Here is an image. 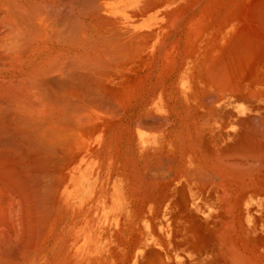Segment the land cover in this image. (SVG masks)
Listing matches in <instances>:
<instances>
[{"label": "bare ground", "instance_id": "obj_1", "mask_svg": "<svg viewBox=\"0 0 264 264\" xmlns=\"http://www.w3.org/2000/svg\"><path fill=\"white\" fill-rule=\"evenodd\" d=\"M0 2V264L99 252L82 223L101 222L111 170L141 219L115 218L118 264H165L141 237L165 213L176 264H264V0ZM231 45L258 72L235 91ZM177 66L195 70L180 97L165 85Z\"/></svg>", "mask_w": 264, "mask_h": 264}, {"label": "rangeland", "instance_id": "obj_2", "mask_svg": "<svg viewBox=\"0 0 264 264\" xmlns=\"http://www.w3.org/2000/svg\"><path fill=\"white\" fill-rule=\"evenodd\" d=\"M2 3H4V2H2ZM0 4H1V2H0ZM237 5H238V3H236L234 6H232V10L234 9V7H237ZM39 12V11H38ZM36 14H39V15H41L42 13L40 12V13H37V12H35ZM36 16H38V15H36ZM39 17V16H38ZM37 17V18H38ZM36 18V19H37ZM244 28V27H243ZM245 29V28H244ZM232 47H231V49H230V53H229V56H234L233 58L231 57V65H230V68H229V66L228 67H226V70H228L227 72H229L230 74L228 75L227 74V88L229 87V85H233V86H235V84H238L239 86H243V88H245V83H244V78L245 79H249L253 74H256V73H258V72H256V66H249V65H245V62H244V59H243V65L242 66H240V68L238 69V67H239V65H238V62H239V51H238V49L236 48V46H234V45H231ZM228 47V46H227ZM232 48L233 49H235L236 48V50H234V51H232ZM222 48H220L219 50H215V48H214V54H215V61L217 60L218 61V59L221 61L220 62V66L222 67V70H224L223 68H224V66H223V62H222V54H223V50H221ZM219 51V52H218ZM217 52V53H216ZM222 52V53H221ZM233 55H232V54ZM220 55H222V56H220ZM246 55V54H245ZM221 57V58H220ZM222 59V60H221ZM222 63V64H221ZM233 63H236V64H233ZM211 66V65H210ZM209 66V67H210ZM220 66L218 67L219 68V70L221 71V69H220ZM209 67H208V69H209ZM214 67V66H213ZM213 67L211 66L210 67V69H209V71L210 72H212V79L216 82H214V89L213 90H211V91H214L215 89V91H214V95H215V93H216V96H217V90L218 91H221V90H227V88H220L221 86H219V87H217L215 84H217V83H220L221 82V80H222V75H223V73H221L219 70H218V68L216 67H214V73H213ZM233 68V69H232ZM176 69H178V70H176ZM174 71V75H175V73L178 71V73H177V75L178 76H174L173 74V76H170V77H168V79L169 80H171L170 81V83H168V84H165L166 86H169V90L170 91H173L174 93H176V92H180L181 91V93L180 94H178V96L180 97L181 95H182V92H188V93H190V92H192L193 90H194V88H195V83L193 82V78H192V74H193V72H195V70L192 68V66H191V71L190 70H187V69H185L182 73H181V68H180V66H177V68H176ZM190 69V68H189ZM229 69H230V71H229ZM234 69H235V71H234ZM249 69V70H248ZM217 70H218V73H217ZM239 70H241V71H239ZM216 71V72H215ZM262 73L264 74V69L262 68ZM187 72V73H186ZM210 72H208L209 74H210ZM219 72H220V76H216L215 77V75H219ZM226 72V71H225ZM234 74H233V73ZM244 72V73H243ZM181 73V74H180ZM205 73V72H204ZM215 74V75H214ZM238 74V76H236ZM184 75V76H183ZM188 75V76H187ZM211 75V74H210ZM228 76L230 77V78H228ZM232 76V77H231ZM172 77V78H171ZM177 77V78H176ZM215 77V78H214ZM221 79H220V78ZM263 77V79H264V75L262 76ZM218 78H219V80H218ZM224 79V78H223ZM225 80V79H224ZM228 80H230V81H228ZM176 81V82H175ZM226 81V80H225ZM229 82H231V83H229ZM238 82V83H237ZM172 84V85H171ZM174 85V86H173ZM248 85V84H247ZM200 86H205L203 83H200ZM223 87V86H222ZM237 87V88H236ZM236 87H232L231 86V88L229 87V89L227 90V91H229V90H232V91H235V90H238V86H236ZM242 88V87H241ZM221 89V90H220ZM168 90V91H169ZM262 91L264 92V83H263V85H262ZM214 95H212V100L210 99L209 101L211 102V104H210V102H209V104H210V106H215V107H221V106H224V100L221 98H213L214 97ZM189 97H188V100L190 99V95H188ZM235 97H237V96H235ZM210 98H211V96H210ZM177 99H180V98H177ZM215 99V100H214ZM218 100V101H217ZM213 101H215V102H213ZM228 101V100H227ZM186 103H189V101H185ZM204 103L205 105H207V103H206V101H203V100H200V103ZM200 103H199V105H200ZM227 103V102H226ZM161 150H163V149H161ZM164 152H166L167 151V149L165 148L164 150H163ZM115 167H116V171L118 170V164H116L115 165ZM105 169H109L110 170V168L109 167H106ZM112 171V172H111ZM111 171H109L108 172V174H105V171H103V174H101V176H100V181H101V184H102V182H103V179H104V186H106V184L107 183H109V185H110V187L112 188V191L114 192V194H113V196H112V201L110 202V203H106V201H107V199H106V197H104L101 201H98L99 202V205H100V210L97 212V214L100 216V218H101V222L100 223H98L97 224V226H95V227H93V226H90V225H87V222H86V224L85 223H82V227L85 229V226H86V228H88L87 230H84V231H86V232H90V234H91V236H92V238L93 239H95V240H99L100 242H101V240L104 238V240L101 242V244L99 245L100 247L99 248H97L98 250H99V252H97V253H91L90 255L86 252V250L85 249H82V251L84 252V254H83V257H82V264L84 263V264H91V263H93V264H118L119 262H118V260L115 258V255H114V249L115 248H117V249H119V250H121V249H123L122 248V246H121V242H119V241H117V236L116 235H112L113 233V231H116L117 230V226H118V222L114 225V226H112V224H113V222H114V220H115V218L116 217H119V218H121L122 220L120 221V224H121V226H122V228L124 229V230H136L137 228L135 227L138 223H140L141 222V219L140 218H137L136 219V221H132V219L130 218V216H129V213L130 212H127V211H123V213H125L124 215H122V214H120L119 213V216H115L114 215V213L116 214L118 211H120L121 210V208L125 205V200H126V198H127V196L126 195H124V194H122L121 193V191H120V188H119V186H120V184L121 183H123V181H122V178H119V176L118 175H115V171H113V170H111ZM124 181H126V179L124 180ZM80 183H82V182H80ZM123 185V184H122ZM82 184L81 185H79V187L74 191V194H76L77 195V191H78V189H80V199H82ZM86 194H84L85 195V198H87L86 200H85V202H87V201H89L88 199L89 198H95V196H96V194H97V192L95 193L94 192V195H93V189H91V186H88L87 188H86ZM124 192L125 193H127V190H126V188H125V185H124ZM105 200V201H104ZM131 200V199H130ZM93 201V200H92ZM85 202H83V203H85ZM94 202V201H93ZM92 202V203H93ZM133 205V204H132ZM90 206H94V204H90ZM94 211V210H93ZM110 215V216H109ZM122 217H121V216ZM164 216H165V218H164ZM161 219H165L166 220V224H161V226L163 227H160V221H158L157 223H155V225H153V226H155V227H158V229H159V231H162V229H163V231H164V233L163 234H155V232H154V230H152L153 228H151L152 226H144L143 228H142V230H144V229H146L147 228V232H146V234L144 235V233L142 232V238L145 240V245H146V248L148 247V248H153V249H157V251H159L160 253H161V257H164V258H162L163 260H165L164 262H165V264H176L177 262H178V255L177 254H173V253H171L172 251H170V249H169V246H168V241L166 240L168 237H169V235H168V229L170 228V227H173V223H171V222H169L168 221V219H167V217H166V213H165V215H163L162 217H161ZM125 223H129V224H134V225H132V226H126L125 225ZM76 224H77V222H76ZM107 224V225H106ZM148 224V223H147ZM172 225V226H171ZM111 226V227H110ZM111 234V235H110ZM160 236V237H159ZM148 237V238H147ZM113 238V239H112ZM151 238H154V239H151ZM83 239V238H82ZM84 240H86L87 242H88V239H84ZM154 240V241H153ZM115 242V243H114ZM120 244V245H119ZM164 255V256H163ZM96 258V259H95ZM96 261V262H95Z\"/></svg>", "mask_w": 264, "mask_h": 264}, {"label": "crops", "instance_id": "obj_3", "mask_svg": "<svg viewBox=\"0 0 264 264\" xmlns=\"http://www.w3.org/2000/svg\"><path fill=\"white\" fill-rule=\"evenodd\" d=\"M132 183H134V182H132ZM123 183H121L120 184V186H119V188H120V191H121V193L122 194H124V195H128L127 196V198H126V200H125V205L121 208V210L120 211H118L116 214L114 213V215L115 216H119V213L120 214H122V215H124L125 213H123V211L125 212V211H127V212H131V211H133V209L135 208V206L134 205H132L134 202H132V200L133 201H135L134 200V198H132V197H130L131 196V194H130V192L128 193H125L124 192V184L122 185ZM131 199V200H130ZM160 216V215H159ZM155 220L157 219V217H155L154 218ZM134 221V220H133ZM160 227H162L161 226V224H166V220L165 219H161V217H160ZM125 225L126 226H132L133 225V223L132 224H129V223H125ZM163 228V227H162ZM164 233V231H163V229H162V231H161V234H163ZM151 239H154V238H151ZM154 241V240H153Z\"/></svg>", "mask_w": 264, "mask_h": 264}]
</instances>
